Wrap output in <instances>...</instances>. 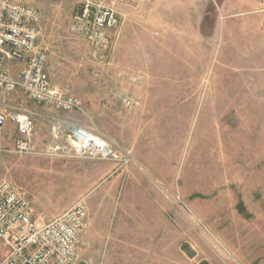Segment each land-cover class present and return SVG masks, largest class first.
<instances>
[{
  "label": "rangeland",
  "instance_id": "rangeland-1",
  "mask_svg": "<svg viewBox=\"0 0 264 264\" xmlns=\"http://www.w3.org/2000/svg\"><path fill=\"white\" fill-rule=\"evenodd\" d=\"M14 1L39 11L49 82L81 110L1 94L36 127L32 154L12 152L16 128L2 127L0 183L56 207L84 200L74 264H264L262 9L223 18L221 0ZM224 1L234 11L251 0ZM23 64L1 66L16 75ZM74 129L119 153L51 152Z\"/></svg>",
  "mask_w": 264,
  "mask_h": 264
},
{
  "label": "built area",
  "instance_id": "built-area-1",
  "mask_svg": "<svg viewBox=\"0 0 264 264\" xmlns=\"http://www.w3.org/2000/svg\"><path fill=\"white\" fill-rule=\"evenodd\" d=\"M264 26V6L262 8ZM39 11L30 5L14 0H0V95L20 90L31 101L44 104L58 111L81 110L76 97H65L49 82L45 72V56L39 46ZM104 19L96 25L103 26ZM4 61L24 66L16 75L2 68ZM10 121L18 137L12 152L32 154L31 137L35 120L31 115L10 112L0 101V150L2 127ZM51 152L64 157H86L90 159H115L119 153L114 145L80 129L67 136L66 146H54ZM117 160L127 163L131 159ZM33 208L26 196L6 181L0 183V264H74L77 260L79 235L88 228L89 220L84 200L64 210L46 223L33 218Z\"/></svg>",
  "mask_w": 264,
  "mask_h": 264
},
{
  "label": "crops",
  "instance_id": "crops-1",
  "mask_svg": "<svg viewBox=\"0 0 264 264\" xmlns=\"http://www.w3.org/2000/svg\"><path fill=\"white\" fill-rule=\"evenodd\" d=\"M192 2L193 1H191V0L188 2L189 7H191L190 5L193 4ZM237 3L240 5L238 8H237L236 2L234 3V5L236 6L235 8L238 9V11H237V9L233 11V9L231 7H229V4H231V2L228 4V1H224V0H221L220 4L216 3V7H217V10L219 9V12L221 13V16L223 18H228V17L230 18L232 16L235 17V15L238 16L239 13H242L245 10L248 12L261 11V9L263 7L260 0H251L249 3H246V4L241 3V1L240 2L238 1ZM24 4H27V3H24ZM199 7H201V6L199 5ZM199 7H197V8L199 9ZM224 8H225V10H224ZM200 9L198 10V12L201 11ZM199 13H201V12H199ZM257 24H258V22H257ZM260 24H261V22H260ZM7 124L8 123L6 122V124H5L6 130L11 129V126L13 124L11 123L10 124L11 126H7ZM7 131H10V130H7ZM49 172L50 173L47 174V176H46V179H45L46 182L45 183H47L48 185H51L52 186L51 188H54V186L56 185V182H57L56 181L57 178L54 177V175L51 171H49ZM29 196L27 195V198H29L28 201L31 203V206H32L33 211H34L33 212V218L39 223H46V222L50 221L51 219L55 218L56 216L61 214L64 210H66L70 207L68 201H66L64 204L62 203L59 207H56V205H54L52 201L47 202V204H45L43 201H40L41 199L36 194H32L30 192ZM87 217H88V212H87Z\"/></svg>",
  "mask_w": 264,
  "mask_h": 264
}]
</instances>
